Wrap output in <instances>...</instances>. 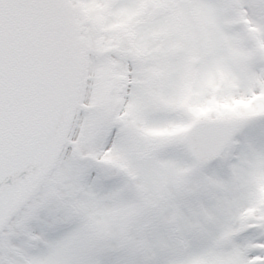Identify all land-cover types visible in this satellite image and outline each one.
Segmentation results:
<instances>
[{"label":"snow or ice","instance_id":"6c2138e0","mask_svg":"<svg viewBox=\"0 0 264 264\" xmlns=\"http://www.w3.org/2000/svg\"><path fill=\"white\" fill-rule=\"evenodd\" d=\"M0 264H264V0H0Z\"/></svg>","mask_w":264,"mask_h":264}]
</instances>
